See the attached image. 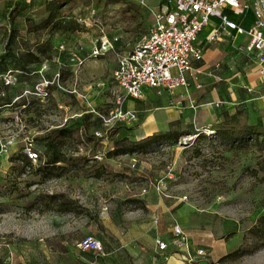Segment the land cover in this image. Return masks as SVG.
Returning a JSON list of instances; mask_svg holds the SVG:
<instances>
[{
	"label": "rangeland",
	"instance_id": "obj_1",
	"mask_svg": "<svg viewBox=\"0 0 264 264\" xmlns=\"http://www.w3.org/2000/svg\"><path fill=\"white\" fill-rule=\"evenodd\" d=\"M163 5L171 6L0 0V98L11 102L0 107V264H264L262 129L230 126L224 106L212 127L174 125L177 138L140 140L138 120L106 127L97 115L108 112L117 57L141 41ZM105 40L112 48L103 57L65 66L67 53L87 57ZM204 48L223 55L217 75L239 70L233 39ZM56 152L65 163L45 164ZM175 226L190 257L174 243ZM88 237L104 255L77 249Z\"/></svg>",
	"mask_w": 264,
	"mask_h": 264
},
{
	"label": "built area",
	"instance_id": "obj_2",
	"mask_svg": "<svg viewBox=\"0 0 264 264\" xmlns=\"http://www.w3.org/2000/svg\"><path fill=\"white\" fill-rule=\"evenodd\" d=\"M165 2L171 6L163 5L154 15V22L148 33L131 51L117 57V65L112 72V83L116 90L112 93L111 106L107 114H97L106 127L135 122L136 115L125 110L124 104L128 98L141 99L144 89L155 90L158 95L164 91L173 93L177 89L189 90L192 82L195 89H200L198 70L194 64L203 61L205 48L197 44V39L205 28H211L206 37L207 44L219 42L232 31L238 36H246L249 44L246 47L239 46L238 50L253 55L259 75L264 76V0H165ZM225 10L235 14L251 10L254 21L250 27L244 29L231 20L225 14ZM212 19L216 20V24H212ZM111 48L112 44L105 40L94 45L87 57H82L76 52L67 53L65 66L80 69L87 59L103 57ZM220 105L222 103L218 102L215 107ZM26 155L32 161L38 158L31 148L26 149ZM172 232L175 245L190 257L188 237L179 226H175ZM157 244L161 251L166 248L159 240ZM77 249L81 252L104 255L101 242L92 237L79 241ZM196 253L198 256L203 255L202 250Z\"/></svg>",
	"mask_w": 264,
	"mask_h": 264
},
{
	"label": "crops",
	"instance_id": "obj_3",
	"mask_svg": "<svg viewBox=\"0 0 264 264\" xmlns=\"http://www.w3.org/2000/svg\"><path fill=\"white\" fill-rule=\"evenodd\" d=\"M239 12L240 14L237 15V13L225 10V14L239 27L247 29L254 21L253 13L251 10ZM212 24H216L215 19H212ZM210 30L209 27L202 32L207 34ZM201 33L198 36V42ZM226 38L233 39L237 50L239 46L246 47L249 44L246 36H238L233 31L223 36L219 42ZM201 41V44H197L204 47L208 45L206 39H201ZM238 52L241 56L239 57L241 58L239 70L232 67V73L223 76L215 73L221 66L218 61L223 57L219 48H215L209 57L205 56L204 50L203 61L194 64L195 69L198 70L197 78L201 85L200 89H195L192 82L189 90L177 89L173 93L164 91L158 95L155 90L144 89L141 99L128 98L124 109L136 115L139 121L140 140H148L160 133L172 136L174 133L170 129L174 125H186L190 128L192 126L194 132L212 127L219 121V108L224 106V114L228 115L230 126L242 124L264 130V76L259 75L253 55L239 50ZM107 86L103 84L99 86V90H106ZM115 90L116 87L111 82L110 99L107 101L110 104L109 108L112 93ZM218 102L222 105L215 107ZM131 252L137 256L141 253V249L133 248ZM152 263L151 260L141 264Z\"/></svg>",
	"mask_w": 264,
	"mask_h": 264
},
{
	"label": "trees",
	"instance_id": "obj_4",
	"mask_svg": "<svg viewBox=\"0 0 264 264\" xmlns=\"http://www.w3.org/2000/svg\"><path fill=\"white\" fill-rule=\"evenodd\" d=\"M29 57H30V61H29V64H37L39 61H38V58L36 57V55L32 54V53H29ZM24 69V67H22V70ZM3 101L4 103L3 104H0V107L3 106V105H10L11 102L8 101L7 99H4V98H0V102ZM264 131V130H263ZM53 133L52 131L50 132V134ZM179 135L178 134H173L172 136H156L155 138L159 139V138H164V139H172V138H177ZM50 137V135H49ZM53 143V141L47 146L48 149H50V145ZM65 163V159L63 156L59 155L57 152L54 153L50 158L49 160L45 161V164H48V165H51L52 167L56 166L57 164H63ZM230 255H227L225 256L224 258H227L229 257ZM223 260L220 261V264H222Z\"/></svg>",
	"mask_w": 264,
	"mask_h": 264
}]
</instances>
